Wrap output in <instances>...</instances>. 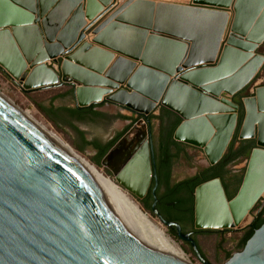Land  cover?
<instances>
[{"label":"water","instance_id":"1","mask_svg":"<svg viewBox=\"0 0 264 264\" xmlns=\"http://www.w3.org/2000/svg\"><path fill=\"white\" fill-rule=\"evenodd\" d=\"M115 5L0 0V67L28 94L71 87L77 110L112 105L139 117L106 158L144 120L146 138L114 174L139 200L151 182L149 117L156 108L180 118L173 140L202 150L210 166L234 138L254 141L233 199L219 178L193 193L196 231L252 227L250 213L264 197V87L242 101L241 123L240 105L226 96L246 87L264 63L256 53L264 44V0H129L111 12ZM152 212L210 264L192 234L165 220L155 203ZM0 264L191 263L150 248L134 219L0 97ZM224 264H264V223Z\"/></svg>","mask_w":264,"mask_h":264},{"label":"rangeland","instance_id":"2","mask_svg":"<svg viewBox=\"0 0 264 264\" xmlns=\"http://www.w3.org/2000/svg\"><path fill=\"white\" fill-rule=\"evenodd\" d=\"M121 1L125 2L127 0H120V2ZM147 1L181 4L192 0H147ZM124 2L121 3L123 4ZM259 53H264V45L259 49ZM261 74L264 75V69ZM262 75H260L259 78ZM25 91L26 89L23 88L21 81L12 80L11 77L0 67V94L2 96H4L7 100L12 102L16 107H18L23 112L28 113L35 121H37L39 124H41L46 129L51 131L65 144L69 145L76 153H78V155L82 159L89 162L92 166L94 165V167L98 170V172H100L104 177L114 182L117 186H119V188H121L123 192L128 193L120 184L116 182V179L114 177L115 172H117L121 166L107 163L106 156L99 161L98 150L93 145L89 144L88 146L83 148V151H80L78 148L84 146L83 140L81 136L74 129L68 126L66 122H60L61 128H57L39 112V110L36 107V104H42L46 106L48 109H50L51 106L50 100L54 96L58 95V93L33 92L31 94L30 93L28 94ZM248 92L249 90L247 89L245 93L239 96H233V97L226 96V98L232 101L233 103H241L242 98L246 97V95L249 94ZM68 101L69 100L67 99V97H64L62 98V100L55 101L53 106L56 109L66 108V105L69 104ZM123 111L125 112V114L129 116L133 118L135 117L134 114L125 110ZM154 111L155 112L152 114L153 116H161L162 114L161 108L160 109L156 108ZM64 119L66 120V114L64 115ZM138 119L139 117L137 118L135 117L134 121H138ZM166 119H164V122H161L160 120L155 118L150 119L154 129V135L156 137H158L159 134L162 135L165 129L169 128L170 121ZM142 121L146 124L144 120ZM76 124L78 125L81 131L87 133L86 139L89 142L97 143L99 147L108 146V143L110 142L109 141L110 138L114 136V133L116 131V129L114 128V123H111L110 121L100 118L94 122H90V123L86 122L83 124L76 122ZM145 127L147 132L148 129L147 124ZM141 138L142 140L140 139V141H143L146 137L143 134ZM140 141H138V143L136 142L137 144H134V147L132 146L133 149L137 147ZM238 145L239 144L237 143L234 146L235 150L237 149ZM173 149L181 152L182 155L184 156L180 159L179 165L177 166L178 170H177L176 180L178 181L190 179L194 177L197 173L201 172L202 170L210 166L204 152L198 148H194L187 145L182 147L175 146L173 147ZM130 151L131 150L128 151L126 155L127 157L131 154ZM235 163H236L235 166L234 164L230 166V170L232 172L236 173L239 170L242 171L243 168H245V160L239 159ZM225 181L229 182L230 179L226 177ZM237 188H238V179L236 181L235 186L231 188V191L233 192ZM128 196L132 200V202L143 212V214L147 215L149 220L165 233L170 243L174 245L176 249H179L183 252V257L185 260H187L191 264H201L194 255V253L192 252L190 245L174 238L173 235L170 233V230H168L165 226H163L159 222L158 218L152 215L150 210L146 209L143 206L142 200L135 198L129 193ZM263 210H264V197H262L258 201V203L255 205V207L253 208L250 214L253 218H255ZM193 227L194 225L191 226L189 225L188 222H186L184 225L186 233L192 231V229H194ZM248 228L250 227L245 226L244 228L227 231V232L217 231V230L197 232L195 239L199 244L201 253L204 255L207 261H209L211 264H224L228 260L229 253L233 255L237 252H240L238 251L237 247L242 237L244 236L245 232L248 230Z\"/></svg>","mask_w":264,"mask_h":264},{"label":"flooded vegetation","instance_id":"3","mask_svg":"<svg viewBox=\"0 0 264 264\" xmlns=\"http://www.w3.org/2000/svg\"><path fill=\"white\" fill-rule=\"evenodd\" d=\"M100 119H104L112 123V120L107 117H103ZM136 122L137 121L131 122L127 130L126 128H124L122 130V135L119 138H117L118 134L115 133V135L110 138L109 140L110 142L108 143V145L116 140L115 143L113 144L114 146L119 141V139ZM145 131H146L145 123L143 121H140L136 125V127H134L132 133L129 136H127L121 143L120 153L124 155L128 153L129 150H132L134 144H137L136 142H138L141 133L143 132L145 133ZM151 131H152V139L149 141L148 145L149 148H152V151L149 150V160H150L152 176H151L149 190L145 198L142 199V204L146 209L150 210L152 215H154L152 212V206L155 203V209L165 220L170 222L182 223V227H184L185 223L188 222L189 220V216H190L189 214L190 213L194 214V208L193 211H189L179 207V205L186 204L187 202L190 201V198H193L194 200L193 194L191 195L189 193V188L193 186L199 180V178L202 179V176L198 177V175H200V173H202L203 171L209 168H214L215 171L224 174L225 178L227 177L228 179H230L229 182L225 181V188H226V192L231 193L232 192L231 188L235 186L236 181L238 179V175L237 173H234L230 170V166L236 161V159L230 162L231 159L230 157H227L229 154L227 151L222 159V161L225 159V161L222 163V164H226L225 166L219 165L220 164L219 162L215 166H209L208 168L202 170L201 172L197 173L194 177L190 179L178 181L176 180V175L178 170L177 166L179 165L180 159L184 156L182 155L181 152L173 149V147H175L174 145H168V143L166 142L167 141L166 135L159 134L158 137H156L154 135L153 126H151ZM249 146H250L249 143H242V144L240 143L236 151L237 152L244 151ZM155 187H156V191H155L156 202L152 195V191ZM197 232H203V231H196L194 229V231H189L186 234H192V237L195 239Z\"/></svg>","mask_w":264,"mask_h":264},{"label":"trees","instance_id":"4","mask_svg":"<svg viewBox=\"0 0 264 264\" xmlns=\"http://www.w3.org/2000/svg\"><path fill=\"white\" fill-rule=\"evenodd\" d=\"M64 97H65L64 95L59 94V95H56L53 98H51V100H50V102H51L50 109H48L46 106H44L42 104H36V107L39 110V112L49 122H51L57 128H61L60 122H66V124L68 126H70L72 129H74L81 136V138L83 140L84 146L81 147V148H78L80 151H83V148H85L89 144L93 145L94 147H96L97 150H98V158H99V161H100L101 159H103L106 156V154L112 148V146H113V144L115 143L116 140L113 141L112 143H110L106 147H99L97 143L89 142L86 139V134L87 133L81 131L80 128L78 127V125L76 124V122L82 123V124L86 123V122L90 123V122L96 121L99 118L105 117V115L102 114V113L95 112L94 108L85 109V110H77V109H73V108L56 109L53 106L54 101L57 100V99H62ZM161 113H162L161 116H153L152 115V116H150V119L155 118V119L160 120L161 122H164V119L167 118L166 120L170 121L169 122V124H170L169 128L165 129V131L163 133L167 137V141L166 142L168 143V145H174L176 147L184 146L183 144L178 143V142L173 140V135H174L176 129L178 128V126L181 124L180 118L178 116H176L175 114H173L170 111L165 110V109H161ZM65 114H66V120L64 119V115ZM242 120H243V115H240V123L242 122ZM132 131H131V133H132ZM130 134H128L127 136H129ZM143 134H144V132L141 133V136L139 137L138 141L141 139ZM234 143H235V141L232 143V145H231V147H230V149L228 151L229 154H228L227 157H230V159H231L230 162L234 161L240 155L247 153L246 150L241 151V152L234 151ZM120 146H121V144H120ZM120 146L118 148V151H117L116 155L112 154L109 157H107V159H106L107 163L116 165V164H118L120 162L121 158L124 157L127 154L126 153V154L122 155L120 153ZM224 161H225V159L222 162H220L219 165H224L225 166L226 164H222ZM201 176H202V179L199 178V180L193 186H191L189 188V193L191 195L193 194V190H195V188L197 186L201 185L202 183H204L206 181H209V180H212V179H215V178H219L222 181V183L225 184L224 183L225 182L224 174L215 171L214 168H209V169L203 171L202 173H200V175H198V177H201ZM242 181H243V176L238 177V188L241 185ZM237 190H236V192H237ZM228 198L231 199L232 197L228 196ZM179 207L184 208V209L189 210V211H193V208H194V200H193V198H190V201L187 202L186 204H180ZM189 215L190 216H189L188 223H189V225L193 226L194 225V214L190 213ZM263 223H264V210L260 214H258V216L256 217L255 221L253 222L252 227L248 228V230L245 232L244 236L242 237L241 241L238 244V247H237L238 251H242L243 250L246 242L251 238V236L253 235L254 231L256 229L260 228V226ZM179 224L182 226V223H179ZM192 231H194V229H192ZM227 231H232V230H226L225 232H227ZM182 232L184 234H186V231H185L184 227H182ZM170 233L173 235L174 238L179 240L177 238V236H176L175 229H171ZM197 245L199 247L198 242H197ZM231 256H232V254L229 253L228 254V259ZM203 257H204V255H203Z\"/></svg>","mask_w":264,"mask_h":264},{"label":"bare ground","instance_id":"5","mask_svg":"<svg viewBox=\"0 0 264 264\" xmlns=\"http://www.w3.org/2000/svg\"><path fill=\"white\" fill-rule=\"evenodd\" d=\"M0 97L10 106L14 107L24 119H26L46 140L59 149L65 156L72 160L80 171L84 174L87 181L122 209L126 214L131 216L142 233L144 234L150 248L172 257L183 258V252L176 249L170 243L165 233L155 226L143 212L132 202L128 193L123 192L114 182L104 177L89 162L82 159L69 145L61 141L51 131L35 121L28 113L23 112L12 102L0 94ZM250 221L249 217L241 223V226Z\"/></svg>","mask_w":264,"mask_h":264},{"label":"crops","instance_id":"6","mask_svg":"<svg viewBox=\"0 0 264 264\" xmlns=\"http://www.w3.org/2000/svg\"><path fill=\"white\" fill-rule=\"evenodd\" d=\"M127 1H129V0H127ZM127 1H125V2H127ZM121 2H124V1H121ZM121 2H120V0H116V5H115V7L111 10V12H113L118 6H120V5L122 4ZM125 2H124V3H125ZM161 3H165V2H161ZM119 4H120V5H119ZM170 4H172V3H170ZM176 5L192 6V5H193V0H192V1H187V2H185V3H181V4H176ZM227 14H228V17H229V22H232V19H233V16H234V12H233L232 10H227ZM226 32L228 33L229 30H227ZM263 45H264V44H263ZM263 45H262V46H263ZM262 46H260V47L258 48V50L256 51V53L264 57V53H259V49H260ZM48 64H49V63H48ZM112 64H113V63H112ZM263 69H264V63L262 64V66H261V68L259 69V71L256 73L254 79H253V80H252V81H251L246 87H244L241 91H239L238 93H236L235 96H239V95L245 93L246 90L248 89V90H249V92H248L249 94L246 95V97L242 98V101H243L245 98H247V97H249V96H251V95H255V92H256V90H257L258 88L264 87V75L261 74L262 71H263ZM260 75H262V76L259 78ZM256 80H257V82H256ZM98 89H99V88H98ZM44 92H48V93H58V95H59V94L65 95V97H67V99L69 100V101H68L69 104L66 105V108H73V109H75V107H74V100H73V96H72V92H73V90H72L71 87H63V88H55V89H50V90H42V91H38V92H36V93H44ZM63 93H66V94H63ZM57 100H62V99H57ZM57 100H55V101H57ZM55 101H54V102H55ZM242 101H241V103H235V104L240 105V111L238 112L239 117H240V115H243V117H244V110H243V107H242ZM161 109H164V108H161ZM165 110H166V109H165ZM94 111H95V112H98V113H102V114L105 115V117H107V118H109V119L112 120V123H114V128L116 129L115 133L118 134V135H117V136H118L117 138H119V137L122 135V130L124 129V127H127V128H126V130H127L128 127H129V125H130V123L133 122V121H134V118H135V117L133 118V117H131V116L125 114V112H124L123 110H121V109L118 108V107L112 106V105H105V106H102V107H94ZM131 128H132V127H131ZM131 128H130V129H131ZM130 129H129V130H130ZM133 129H134V128H133ZM140 129H141V128H140ZM115 133H114V135H115ZM121 138H122V137H121ZM121 138H120V139H121ZM120 139H119V140H120ZM234 139H235V140L232 141V143L235 141L234 146H235L237 143H238V144H240V143H241V144H242V143H249V144H250V146L248 147V149H246L247 153H246V154H242V155H240L238 158H236V161H235V162H237L239 159H241V160H245V168H243L242 171L239 170L238 172H236L237 175H238V177H240V176H243V177H244V174H245V171H246V168H247V165H248V159H249V156H250L251 150L255 148V143H254V141H243V142H239V141L237 140V138H234ZM232 143L230 144V146H229V148H228L227 151H229V149H230ZM181 144H182V143H181ZM183 145H184V144H183ZM184 146H187V145H184ZM234 151H236V150L234 149ZM235 162L233 163L234 166H235V164H236ZM241 167H242V166H241ZM240 169H241V168H240ZM239 173H240V174H239ZM221 182H222V181H221ZM224 183H225V182H224ZM222 184H223V183H222ZM223 185H224V187H225V184H223ZM240 186H241V185H240ZM240 186H239V188H240ZM239 188H237L238 190L236 189L237 192H236V190H234V191L231 192V193L226 192L227 197H228V196H231V197H232L231 199H233V198L236 196V194L238 193ZM225 189H226V188H225ZM228 199H230V198H228ZM231 199H230V200H231Z\"/></svg>","mask_w":264,"mask_h":264}]
</instances>
